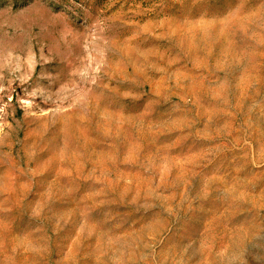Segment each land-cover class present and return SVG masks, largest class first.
<instances>
[{
	"label": "rangeland",
	"instance_id": "obj_1",
	"mask_svg": "<svg viewBox=\"0 0 264 264\" xmlns=\"http://www.w3.org/2000/svg\"><path fill=\"white\" fill-rule=\"evenodd\" d=\"M0 264H264V0H0Z\"/></svg>",
	"mask_w": 264,
	"mask_h": 264
}]
</instances>
